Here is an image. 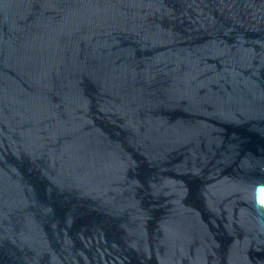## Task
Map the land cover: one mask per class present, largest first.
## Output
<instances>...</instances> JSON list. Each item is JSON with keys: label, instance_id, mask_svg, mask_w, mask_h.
Returning a JSON list of instances; mask_svg holds the SVG:
<instances>
[{"label": "water", "instance_id": "obj_1", "mask_svg": "<svg viewBox=\"0 0 264 264\" xmlns=\"http://www.w3.org/2000/svg\"><path fill=\"white\" fill-rule=\"evenodd\" d=\"M0 264H264V0H0Z\"/></svg>", "mask_w": 264, "mask_h": 264}]
</instances>
